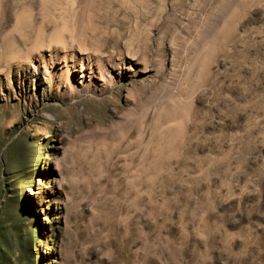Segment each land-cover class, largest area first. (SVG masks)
Segmentation results:
<instances>
[{
	"label": "rangeland",
	"instance_id": "1",
	"mask_svg": "<svg viewBox=\"0 0 264 264\" xmlns=\"http://www.w3.org/2000/svg\"><path fill=\"white\" fill-rule=\"evenodd\" d=\"M23 1L0 0V37ZM48 11L81 49L20 64L0 43V218L30 238L11 260L264 264V0Z\"/></svg>",
	"mask_w": 264,
	"mask_h": 264
},
{
	"label": "bare ground",
	"instance_id": "2",
	"mask_svg": "<svg viewBox=\"0 0 264 264\" xmlns=\"http://www.w3.org/2000/svg\"><path fill=\"white\" fill-rule=\"evenodd\" d=\"M26 2H21L20 8L17 5L19 10L11 12V27L3 31L0 37L7 59L21 64L28 56L30 57L31 52L46 50L52 54L57 49L73 50L77 42L85 41L87 31L75 26L73 12L50 14L48 10L54 4V0H38L36 5ZM34 6L42 13L39 21H33L30 15V10ZM76 47L80 48L79 45ZM53 56L49 58H54Z\"/></svg>",
	"mask_w": 264,
	"mask_h": 264
},
{
	"label": "trees",
	"instance_id": "3",
	"mask_svg": "<svg viewBox=\"0 0 264 264\" xmlns=\"http://www.w3.org/2000/svg\"><path fill=\"white\" fill-rule=\"evenodd\" d=\"M1 220L2 224H0V264H16V262H13L11 260V257L7 254L12 249L10 246V241L16 239L19 241L20 247H29L28 244H30V238L26 237L25 241L23 242V235L17 229L15 222L9 214L2 213L0 221ZM6 224H9V229L5 227ZM6 259H8V261Z\"/></svg>",
	"mask_w": 264,
	"mask_h": 264
}]
</instances>
